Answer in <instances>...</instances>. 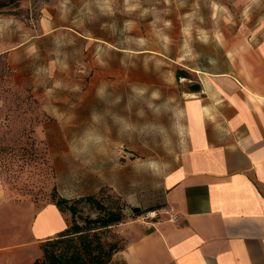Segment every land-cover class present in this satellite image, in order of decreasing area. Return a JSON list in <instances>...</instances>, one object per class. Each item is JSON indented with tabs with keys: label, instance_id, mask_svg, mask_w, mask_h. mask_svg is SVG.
<instances>
[{
	"label": "rangeland",
	"instance_id": "1",
	"mask_svg": "<svg viewBox=\"0 0 264 264\" xmlns=\"http://www.w3.org/2000/svg\"><path fill=\"white\" fill-rule=\"evenodd\" d=\"M263 5L17 0L0 7V264L42 257L29 225L55 195L123 205V220L106 235L124 248L130 230L163 206L164 176L187 144L181 65L205 42L214 45L213 33L251 26ZM79 207L81 217L96 216L89 202Z\"/></svg>",
	"mask_w": 264,
	"mask_h": 264
},
{
	"label": "crops",
	"instance_id": "2",
	"mask_svg": "<svg viewBox=\"0 0 264 264\" xmlns=\"http://www.w3.org/2000/svg\"><path fill=\"white\" fill-rule=\"evenodd\" d=\"M245 24L213 33L181 65L186 147L164 176L158 217L135 225L109 264H264V13ZM68 222L42 205L34 246Z\"/></svg>",
	"mask_w": 264,
	"mask_h": 264
},
{
	"label": "trees",
	"instance_id": "3",
	"mask_svg": "<svg viewBox=\"0 0 264 264\" xmlns=\"http://www.w3.org/2000/svg\"><path fill=\"white\" fill-rule=\"evenodd\" d=\"M16 1H0V7ZM83 201L94 205L95 217L79 215V205ZM52 203L61 212L70 213L68 225L64 230L41 242V258L25 264H109L114 254L122 249L108 239L106 234L112 225L123 220V205L110 206L95 195L77 199L55 195Z\"/></svg>",
	"mask_w": 264,
	"mask_h": 264
},
{
	"label": "built area",
	"instance_id": "4",
	"mask_svg": "<svg viewBox=\"0 0 264 264\" xmlns=\"http://www.w3.org/2000/svg\"><path fill=\"white\" fill-rule=\"evenodd\" d=\"M158 216V213L156 212V210H154V211H149L148 213H147V218H150V219H154V218H156Z\"/></svg>",
	"mask_w": 264,
	"mask_h": 264
},
{
	"label": "bare ground",
	"instance_id": "5",
	"mask_svg": "<svg viewBox=\"0 0 264 264\" xmlns=\"http://www.w3.org/2000/svg\"><path fill=\"white\" fill-rule=\"evenodd\" d=\"M55 227H57V223H53V224L51 225V228H55Z\"/></svg>",
	"mask_w": 264,
	"mask_h": 264
},
{
	"label": "water",
	"instance_id": "6",
	"mask_svg": "<svg viewBox=\"0 0 264 264\" xmlns=\"http://www.w3.org/2000/svg\"><path fill=\"white\" fill-rule=\"evenodd\" d=\"M140 210H141V208H139V207L134 208V211H140Z\"/></svg>",
	"mask_w": 264,
	"mask_h": 264
}]
</instances>
